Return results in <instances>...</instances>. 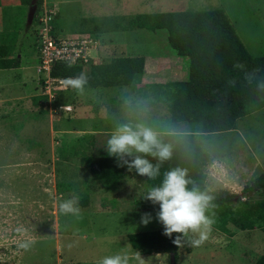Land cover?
<instances>
[{"label":"rangeland","instance_id":"374dc122","mask_svg":"<svg viewBox=\"0 0 264 264\" xmlns=\"http://www.w3.org/2000/svg\"><path fill=\"white\" fill-rule=\"evenodd\" d=\"M52 2L58 9L59 36L97 35L102 50L90 53L103 61L137 54L157 57L147 65L144 83L184 80L186 69L165 30L114 27V21L126 23L137 13L225 7L247 48L264 53V0ZM29 14L30 6L21 0H1L0 43L4 35L17 32L11 56L20 66L0 69V264H100L116 254L127 255L128 264H171L168 253L141 254L128 239L129 233L163 228L158 205L143 200L151 188L146 178L130 172L105 184L92 178L83 158L107 153L102 146L117 121L142 120L158 131L175 132L188 131L187 121L170 118L168 104L157 105L151 91L143 95L132 86H86L81 96L63 82L49 80L38 72L37 22L29 21ZM65 105L73 109L69 116L63 115ZM205 146L213 158L205 168L209 186L241 192L264 168V107L239 118L235 129ZM72 195L79 198L78 216L59 209ZM145 213L152 217L146 226L141 223ZM229 229L225 233L212 226L198 247L183 242L176 264H254L264 253V231L232 224ZM26 240L33 242L27 250L19 247Z\"/></svg>","mask_w":264,"mask_h":264},{"label":"trees","instance_id":"16d2710c","mask_svg":"<svg viewBox=\"0 0 264 264\" xmlns=\"http://www.w3.org/2000/svg\"><path fill=\"white\" fill-rule=\"evenodd\" d=\"M21 1L23 5L31 6L32 0ZM41 4L42 0H37L33 17L36 22ZM122 21V18L114 21V27L124 30L145 28L153 32L165 30L172 51L184 58L186 78L164 83H144L137 87L144 75V55L115 56L100 64L81 61L70 65L58 61L52 66V78L65 80L84 72L88 76V87L132 86L143 95L148 94V91L153 92V101L157 105L167 103L170 118L186 120L189 130L163 137L165 142L173 144V156L163 163L161 175L157 179L148 180L145 177L150 187L161 183L164 172L176 167L185 168L190 181L215 197L213 203L216 208L209 211V215L215 212V229L230 233L229 225L232 224L240 230L260 228L264 231V168L239 193L225 188L212 189L205 171L206 166L213 161L205 143L211 145L216 138L235 129L239 118L264 107V88L259 86L264 82V53L253 54L247 48L225 7L144 12L131 16L126 23ZM15 32L1 39L0 69L20 66V61L11 56L17 38ZM236 63L245 65L244 69L234 68ZM254 69L259 71L250 79L246 78L245 73H252ZM63 111V115L71 113L65 109ZM83 159L91 170L92 178L105 184L119 181L130 173L126 166L118 167L116 158L107 153L91 154ZM163 232V228L139 231L129 233L128 239L141 254L174 252L177 261L179 247L172 242L176 234L169 238ZM254 264H264V253Z\"/></svg>","mask_w":264,"mask_h":264},{"label":"clouds","instance_id":"9594fccd","mask_svg":"<svg viewBox=\"0 0 264 264\" xmlns=\"http://www.w3.org/2000/svg\"><path fill=\"white\" fill-rule=\"evenodd\" d=\"M50 3L56 6L57 13V5L52 0H50ZM55 15V32L58 34ZM95 36L100 40V37ZM89 62H91V59ZM233 67L244 69L245 65L236 63ZM258 71L259 69H254L252 73H245V76L250 79ZM87 84L88 76L84 72L75 77H68L63 81L65 88H71L81 96L84 95ZM259 86L264 88V82ZM125 104L131 107L130 99H125ZM166 135H177V133L174 130L160 132L142 120L117 121L107 134V140L102 147H104L108 156L116 158L118 167L126 166L129 172H135L148 180H155L161 175L163 163L173 156V144L165 142L163 139ZM153 161H156V163H153ZM214 199L213 195L190 181L188 170L181 167L164 172L161 183L151 187L143 197V200L158 205L157 219L163 226V234L169 238L176 234L172 242L178 247L185 241L193 247H198L208 239L215 223L213 218L215 212L213 211L209 215V211L216 208L213 203ZM78 205L79 198L72 195L59 204V209L65 215L78 216L80 214ZM151 220V214L145 213L141 218V223L146 226ZM22 231V228H17V232ZM32 243L31 240H26L21 242L19 247L27 250ZM128 260L127 255L116 254L104 257L100 264H128Z\"/></svg>","mask_w":264,"mask_h":264},{"label":"built area","instance_id":"2783aa9c","mask_svg":"<svg viewBox=\"0 0 264 264\" xmlns=\"http://www.w3.org/2000/svg\"><path fill=\"white\" fill-rule=\"evenodd\" d=\"M56 6L50 0H43L38 13V72L46 75L49 80L63 82V79H54L51 76L55 62L65 61L70 65L78 62H89L92 58L90 51L100 45V40L91 33H79L68 36L56 34L54 15ZM48 80V81H49ZM71 105L65 109L69 110ZM64 107V106H63Z\"/></svg>","mask_w":264,"mask_h":264},{"label":"crops","instance_id":"0c3cea01","mask_svg":"<svg viewBox=\"0 0 264 264\" xmlns=\"http://www.w3.org/2000/svg\"><path fill=\"white\" fill-rule=\"evenodd\" d=\"M112 45L114 46V43H112ZM99 49H101L102 50V46H99ZM97 53H98V50H97ZM92 55V54H91ZM137 55H139V54H137ZM140 55H142V54H140ZM124 56H128V55H124ZM145 56V55H144ZM102 57H104L103 55H102ZM157 59V57H152V58H149V57H147V56H145V72H144V75H146V68H147V65H149L150 64V60L151 59ZM92 60H93V62L94 63H96V64H100V63H104V62H108V61H103L102 60V58H100L97 54H95V55H92V58H91ZM157 61V60H156ZM92 62V61H91ZM158 62H160L159 60H158ZM186 75H187V73H186ZM144 77V76H143ZM164 81H157V82H155V83H163ZM165 82H167V81H165ZM146 83H154L153 81H147ZM142 84H144V79L142 78V81H141V85ZM13 95V94H12ZM133 248V247H132ZM154 253V252H153ZM155 253H157V252H155Z\"/></svg>","mask_w":264,"mask_h":264},{"label":"water","instance_id":"95a60500","mask_svg":"<svg viewBox=\"0 0 264 264\" xmlns=\"http://www.w3.org/2000/svg\"><path fill=\"white\" fill-rule=\"evenodd\" d=\"M36 1L37 0H32L31 1V7H30V14H29V18L28 20L31 21L34 17V13H35V10H36ZM170 262L171 264H176V256H175V253L174 252H171L170 254Z\"/></svg>","mask_w":264,"mask_h":264}]
</instances>
